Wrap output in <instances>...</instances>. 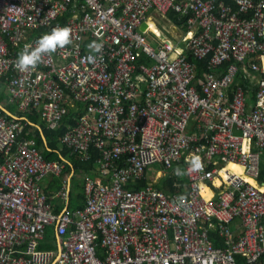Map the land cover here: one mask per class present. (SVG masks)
<instances>
[{
	"label": "built area",
	"instance_id": "built-area-1",
	"mask_svg": "<svg viewBox=\"0 0 264 264\" xmlns=\"http://www.w3.org/2000/svg\"><path fill=\"white\" fill-rule=\"evenodd\" d=\"M152 12L175 13L186 34L153 47L149 26L141 33ZM55 26L71 27L72 43L19 71L24 46ZM187 53L206 61L200 84ZM1 78L49 129L81 109L62 143L81 161L98 153L100 175L85 181L82 210L66 209L65 180L55 214L42 181L64 165L20 137L25 117L0 116V264H227L232 253L255 264L264 252V0H0ZM238 78L260 81L254 102L231 90ZM176 169L178 194L136 189L147 171ZM48 230L57 251H37ZM215 235L232 253L212 248Z\"/></svg>",
	"mask_w": 264,
	"mask_h": 264
},
{
	"label": "trees",
	"instance_id": "trees-1",
	"mask_svg": "<svg viewBox=\"0 0 264 264\" xmlns=\"http://www.w3.org/2000/svg\"><path fill=\"white\" fill-rule=\"evenodd\" d=\"M257 1V0H256ZM169 17L174 21H178V16L175 15V13H170ZM183 23V21H182ZM186 30V29H185ZM188 61L191 63H194L197 66V80L199 84L202 82L204 78V74L207 73L206 68V61H198L196 60L190 53L186 54ZM226 69V65H221L216 70L218 73L223 74ZM9 100V92L7 90V80L5 78L0 79V104L7 103ZM11 107L14 106L9 104ZM16 109V108H15ZM8 109L9 112L15 114L18 117H22L25 115L28 122L30 124H26L23 128L21 138L26 140H33L35 142L36 148L41 149L44 153V157L46 160H56L62 163V160L60 156L57 154L58 152L65 158L69 157V151L62 146L61 140L63 136L70 130V128L75 124V120L78 117L79 113L82 111L79 109L78 111L72 110L71 113H69L60 126L56 130H49L46 128L45 124L41 121L39 115H37L35 112H27L25 114H20L17 111L15 112ZM0 115H5L9 119H13L12 117L6 115V112H4L0 108ZM98 158L97 155H95V158L86 161V162H80V160H77L75 156H71V162L70 165H67V168L70 169L69 172H67V175H70L73 173L72 182H71V192L69 195V201H70V209L72 210H82L84 206V198L82 194V184L83 179L87 175H92V170H95L97 167L96 159ZM79 175H82V180H78L77 178ZM66 176V175H65ZM63 176V178L65 177ZM261 179L264 182V172L262 173ZM184 183V178L181 179V177L175 173L172 176H168L161 180L160 185L158 183V190L164 192L167 195H173L178 194L180 192L179 189H174L173 184L175 182ZM74 183H75V190H74ZM150 180L148 178L144 179L142 181V185L139 187H136V189L140 190L142 187L150 185ZM264 184V183H263ZM59 212V210H57ZM48 238L53 237V234L51 231L47 234ZM212 238V237H210ZM48 240V239H47ZM212 241H215L213 238L210 239ZM218 242V241H217ZM215 244L214 242H212ZM54 249V248H52ZM41 250L46 251L49 249H42ZM51 250V249H50Z\"/></svg>",
	"mask_w": 264,
	"mask_h": 264
},
{
	"label": "clouds",
	"instance_id": "clouds-1",
	"mask_svg": "<svg viewBox=\"0 0 264 264\" xmlns=\"http://www.w3.org/2000/svg\"><path fill=\"white\" fill-rule=\"evenodd\" d=\"M77 39L79 37H76ZM73 41V31L69 26H55L49 33L42 35L36 42L35 46L26 44L23 50L18 54L16 60V67L21 72H29L35 69L39 64L44 62L45 57L51 56L58 49H64L70 45ZM88 48L93 54H89L85 57V61L91 64H96L98 60H102V56L95 54L102 53V43L92 41ZM192 171H199L203 165L201 158L198 155H194L191 159ZM177 175H181L179 169L175 170Z\"/></svg>",
	"mask_w": 264,
	"mask_h": 264
},
{
	"label": "rangeland",
	"instance_id": "rangeland-1",
	"mask_svg": "<svg viewBox=\"0 0 264 264\" xmlns=\"http://www.w3.org/2000/svg\"><path fill=\"white\" fill-rule=\"evenodd\" d=\"M256 1V0H255ZM257 1H259V0H257ZM151 16L152 17H154V19H155V21L158 23L157 25H155V28L157 29V30H159L160 31V33H161V38L160 37H156V35H154V34H152V33H150V34H148V36H147V41H148V43H150L153 47L156 45V42H158V43H160V42H165V41H162V40H165V39H170V36L172 37V27H173V23H174V21L168 16L166 19H162V18H160L158 15H157V13L156 12H152L151 13ZM176 28V27H175ZM179 27L177 28V30L179 31ZM181 30V29H180ZM180 32V31H179ZM184 32H186V30L184 29ZM177 36H175L174 37V40H175V42L174 43H177V42H179L181 39H179V38H177ZM173 42V41H172ZM144 57H143V55H142V57H141V59H143ZM144 61V60H143ZM145 62V61H144ZM139 65H141L140 63H139ZM196 66V65H195ZM197 67V66H196ZM207 68V67H206ZM136 77H140V75H138V76H136ZM137 78V79H138ZM252 83H253V85H252ZM250 85H247V84H245V82H244V80H243V78H238L237 80H236V82H235V84H233V86L231 87V90L233 89V91L237 88V87H239V86H241V87H243L244 89H245V91L247 92V98L249 99V100H252V102H254V99H256V94H257V91L259 90V87L261 86L260 85V81L257 79V78H255L254 79V82H252ZM233 93V92H232ZM4 104V105H3ZM1 106H3V107H8V109H11V110H13L14 111V109H15V107H14V109H13V107H11V106H9V104H11V105H13V106H16L15 104H13V103H11V98L9 97V100H8V102L7 103H3ZM17 108V107H16ZM18 112V113H20V114H25V113H21V112H19L18 111V109L16 110L15 109V112ZM27 113V112H26ZM6 115H8V116H10V117H12L13 119H14V117H17V118H20V117H18V116H16L15 114H13V113H11V112H9V111H6ZM0 116H5V115H0ZM5 117H7V116H5ZM22 117H25V115L24 116H22ZM40 117V116H39ZM8 118V117H7ZM26 118V117H25ZM27 119V118H26ZM41 119V118H40ZM28 121V120H27ZM42 121V120H41ZM43 122V121H42ZM44 124H45V126H46V128L47 129H49L48 128V126L46 125V123L45 122H43ZM62 123V122H61ZM60 123V124H61ZM28 124H30L29 122H28ZM75 124H76V120H75ZM75 124L70 128V130L69 131H72V129L75 127ZM60 126V125H59ZM58 126V127H59ZM57 127V128H58ZM56 128V129H57ZM56 129H54V130H56ZM49 130H52V129H49ZM68 131V132H69ZM35 143V142H34ZM61 143H62V140H61ZM62 146H64L68 151H69V157H63L59 152L57 153L59 156H60V158H61V160H62V165H64V168H66V164L67 163H70L72 160L70 159L71 158V156H75L76 157V159L77 160H80V158L77 156V155H70L71 153H70V149L69 148H67L63 143H62ZM35 147H36V145H35ZM37 149V148H36ZM37 150H39V149H37ZM40 152H41V154L43 155V157H44V153H43V151L40 149L39 150ZM95 155H97L98 156V153H95V154H93V156H92V158L91 159H93V158H95ZM45 158V157H44ZM90 159V160H91ZM98 159V158H97ZM97 159H96V163H97V167H96V169L95 170H92V175H88V176H86V177H84V179H83V184H82V194H83V198H84V185H85V181H87V179H89V178H96V177H98L99 175H100V172H99V164H98V162H97ZM67 161V160H69V162L67 161V163L65 162V161ZM48 161H53V160H48ZM87 161H89V160H87ZM57 162H59V161H57ZM80 162H86V161H81L80 160ZM60 163V162H59ZM63 168V169H64ZM156 168H159V166H156ZM162 169V168H161ZM68 174V173H67ZM66 174V176L67 177H69V175H67ZM168 173H164L163 174V177H161V178H156L155 177V172H152V171H149L148 172V176H149V178L151 179V181H152V183H150V185H155V187H156V189L158 190V183L159 182H161V180L162 179H164V178H166V177H168V176H166ZM60 176V175H59ZM72 176L73 175H71L70 176V182H72ZM146 177H147V175H146ZM146 177H145V179H146ZM66 178V177H65ZM78 180L80 179V180H82V175H79V177L77 178ZM144 180V179H143ZM142 180V181H143ZM155 182V183H154ZM158 182V183H157ZM141 183V182H140ZM159 185H160V183H159ZM149 186V185H148ZM145 187H147V186H145ZM143 189H144V187H143ZM74 190H75V183H74ZM57 200H59V199H57ZM57 203H61V207H63L62 206V202H61V200H59V201H55V205L57 204ZM84 207V206H83ZM42 249H46V247L45 246H42Z\"/></svg>",
	"mask_w": 264,
	"mask_h": 264
},
{
	"label": "crops",
	"instance_id": "crops-1",
	"mask_svg": "<svg viewBox=\"0 0 264 264\" xmlns=\"http://www.w3.org/2000/svg\"><path fill=\"white\" fill-rule=\"evenodd\" d=\"M158 23L155 21V19H154V17H152L151 15H150V20L148 21V25L147 26H149V32H151V30H153L152 31V33L153 32H155L156 33V35H158L160 38H161V33H160V31L159 30H157L154 26L155 25H157ZM151 27V28H150ZM154 27V28H153ZM176 27V28H175ZM153 28V29H152ZM177 26L173 23V27H172V37L170 36V39H165V40H162V41H173V42H175V40H174V37L175 36H177V38H183V35L184 34H186L185 32H184V30L181 28V27H179L180 29H179V31L177 30ZM155 30V31H154ZM183 34V35H182ZM176 38V39H177ZM2 104H0V108L4 111V112H6V111H8V107H3V106H1ZM4 105V104H3ZM10 106V105H9ZM15 108H16V106H14ZM16 110H17V108H16ZM53 161H56V160H53ZM65 161V160H64ZM68 162H69V160H67ZM67 161H65L66 163H67ZM70 163H72V162H70ZM70 163H67L66 164V168H64V169H62V172H61V174H60V176L59 175H50V176H48L47 178H45L43 181H42V187H43V192L49 197V199H50V202H51V204L53 205V207H54V210H55V213L56 214H61L62 213V207H61V203L59 204V203H57L56 205H55V201H59V200H57V195L61 192V189H62V186H63V182L65 181V180H67L68 179V181H69V179H70V176L71 175H73V173L72 174H70L69 175V177H67V176H65L66 174H67V172H69L70 171V169H68L67 168V165H70ZM124 166V164H119V168L120 167H123ZM149 171H151V170H149ZM149 171H147V177L146 178H148L149 180H150V182L152 183V181H151V179L149 178V176H148V172ZM63 176H65L64 178H63ZM88 176V175H87ZM73 177V176H72ZM158 183V182H157ZM264 183V182H263ZM142 185V182L138 185V189H139V187ZM71 186L72 185H70V187H69V195H70V192H71ZM142 189H143V187H142ZM141 190V189H140ZM70 201L68 200V203L66 204V209H68V210H70V211H72V209H70ZM57 210H59V212H57ZM49 231H51L52 232V230H48L47 231V234L49 233ZM52 234H53V237H50V238H48V235H47V237H46V240H45V242H44V244L42 245V246H45L46 247V249H52V248H54V241H55V235H54V233L52 232ZM212 238L215 240V241H213L215 244H214V247L216 248V249H219V248H221L222 247V243L220 242V241H222L218 236H212ZM48 239V240H47ZM218 241V242H217Z\"/></svg>",
	"mask_w": 264,
	"mask_h": 264
},
{
	"label": "bare ground",
	"instance_id": "bare-ground-1",
	"mask_svg": "<svg viewBox=\"0 0 264 264\" xmlns=\"http://www.w3.org/2000/svg\"><path fill=\"white\" fill-rule=\"evenodd\" d=\"M155 27V26H154ZM153 27V28H154ZM151 28V27H150ZM152 28V29H153ZM151 31H153V30H151ZM155 31V30H154ZM239 166L238 165H236V164H230L229 165V168L230 169H233V170H235V171H238L239 170V168H238ZM247 179V178H246ZM248 180L249 181H251L252 183H253V180H251L250 178H248ZM263 186H264V184H263ZM260 189H263L264 190V187H262V186H260ZM207 194V193H206ZM208 196H209V194H207ZM50 202V201H49ZM51 203V202H50ZM70 211V210H69ZM56 214V213H55ZM57 215H60V214H57ZM46 237H47V232H46ZM46 237H45V240H46ZM210 239H212V238H209V242H210V245H212V248L214 249V250H221V251H223V252H225V251H227V250H230V252L232 253V251H231V249L230 248H227L225 245H224V243L223 242H221L222 243V247L221 248H219V249H216L215 247H214V244L212 243L213 241L212 240H210ZM45 242V241H44ZM44 242L43 243H41V245L39 246V247H37V251H41V252H49V251H57V248L56 247H54V249H51V250H46V251H43V250H41V247H42V245L44 244ZM54 242H57V238H56V236H55V241ZM245 259V257L243 256V255H241V254H237V255H235V254H233L232 253V256H231V259L230 260H228L227 261V264H244V260ZM255 264H264V252L263 253H261V256H259L258 258H257V260H256V262H255Z\"/></svg>",
	"mask_w": 264,
	"mask_h": 264
},
{
	"label": "water",
	"instance_id": "water-1",
	"mask_svg": "<svg viewBox=\"0 0 264 264\" xmlns=\"http://www.w3.org/2000/svg\"><path fill=\"white\" fill-rule=\"evenodd\" d=\"M146 29H147V25L145 24V25L141 28V33H145Z\"/></svg>",
	"mask_w": 264,
	"mask_h": 264
}]
</instances>
